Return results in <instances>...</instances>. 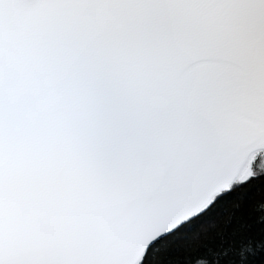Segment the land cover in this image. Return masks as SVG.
<instances>
[{"label": "snow or ice", "instance_id": "snow-or-ice-1", "mask_svg": "<svg viewBox=\"0 0 264 264\" xmlns=\"http://www.w3.org/2000/svg\"><path fill=\"white\" fill-rule=\"evenodd\" d=\"M0 264H264V0H0Z\"/></svg>", "mask_w": 264, "mask_h": 264}]
</instances>
